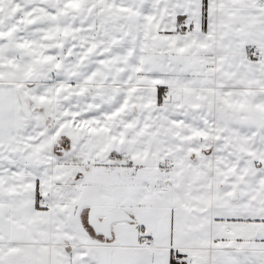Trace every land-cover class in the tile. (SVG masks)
<instances>
[{"label": "snow or ice", "instance_id": "1", "mask_svg": "<svg viewBox=\"0 0 264 264\" xmlns=\"http://www.w3.org/2000/svg\"><path fill=\"white\" fill-rule=\"evenodd\" d=\"M0 264H264V0H0Z\"/></svg>", "mask_w": 264, "mask_h": 264}]
</instances>
